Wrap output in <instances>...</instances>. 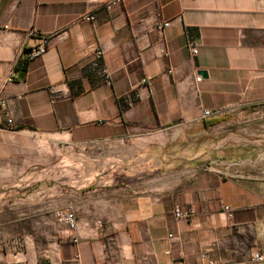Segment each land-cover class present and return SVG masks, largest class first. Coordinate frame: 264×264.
<instances>
[{
  "label": "crops",
  "instance_id": "crops-1",
  "mask_svg": "<svg viewBox=\"0 0 264 264\" xmlns=\"http://www.w3.org/2000/svg\"><path fill=\"white\" fill-rule=\"evenodd\" d=\"M107 1L0 0V264L264 251V177L185 145L189 126L264 105V0ZM44 36L47 51L28 60ZM205 109L221 113L201 119Z\"/></svg>",
  "mask_w": 264,
  "mask_h": 264
},
{
  "label": "rangeland",
  "instance_id": "rangeland-1",
  "mask_svg": "<svg viewBox=\"0 0 264 264\" xmlns=\"http://www.w3.org/2000/svg\"><path fill=\"white\" fill-rule=\"evenodd\" d=\"M221 116L211 128L202 123L187 128L188 156L197 154L204 162L247 161L236 170L264 177V105L237 108Z\"/></svg>",
  "mask_w": 264,
  "mask_h": 264
},
{
  "label": "built area",
  "instance_id": "built-area-1",
  "mask_svg": "<svg viewBox=\"0 0 264 264\" xmlns=\"http://www.w3.org/2000/svg\"><path fill=\"white\" fill-rule=\"evenodd\" d=\"M127 0H108L106 3L107 9H112L114 6L117 5H122L126 2ZM83 19L88 20V21H95L96 20V15L95 14H87L83 16ZM170 25V21H166L162 24L161 27H167ZM49 44V39L47 36H44L41 43H39L37 46L34 48L30 49L27 51L26 58L28 60H31L35 57H38L42 54H44L47 51ZM189 47L192 49L193 54H196L198 52L197 45L194 40L189 41ZM94 66L103 74L104 80L106 83L111 84V77L110 73L107 69V67L104 64L103 61V50L101 48H97L96 50V59L94 61ZM143 82H147V79H143ZM6 106L5 100L0 98V109H4ZM221 111L216 110H209L205 109L201 113V119H207L210 117H213L215 115L220 114ZM4 115L7 118V123L8 125L13 124V118L11 116V112L9 110L4 111ZM175 215L178 218H186L192 214V211L187 212V211H182L179 207H176L175 210ZM56 216L59 220L65 221L70 229L74 231L77 228L78 222L75 214L72 211H57ZM172 236V235H171ZM75 237V241H76ZM264 262V251H257L254 252L249 259L247 260H240V261H216L212 257H210L207 252H203L199 255V259L196 262H188V261H180L179 264H255V263H260Z\"/></svg>",
  "mask_w": 264,
  "mask_h": 264
},
{
  "label": "water",
  "instance_id": "water-1",
  "mask_svg": "<svg viewBox=\"0 0 264 264\" xmlns=\"http://www.w3.org/2000/svg\"><path fill=\"white\" fill-rule=\"evenodd\" d=\"M201 74L206 75V72L205 71H201Z\"/></svg>",
  "mask_w": 264,
  "mask_h": 264
},
{
  "label": "trees",
  "instance_id": "trees-1",
  "mask_svg": "<svg viewBox=\"0 0 264 264\" xmlns=\"http://www.w3.org/2000/svg\"><path fill=\"white\" fill-rule=\"evenodd\" d=\"M29 51V50H28Z\"/></svg>",
  "mask_w": 264,
  "mask_h": 264
}]
</instances>
